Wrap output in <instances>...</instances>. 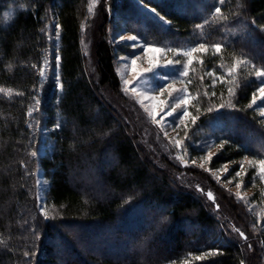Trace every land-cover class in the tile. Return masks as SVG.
I'll return each mask as SVG.
<instances>
[{
	"label": "trees",
	"instance_id": "trees-1",
	"mask_svg": "<svg viewBox=\"0 0 264 264\" xmlns=\"http://www.w3.org/2000/svg\"><path fill=\"white\" fill-rule=\"evenodd\" d=\"M138 1L154 8L168 26L133 0H108L92 74L82 46L89 0H0V88L5 90L0 92V264H257L264 259V227L256 211L201 174L240 225L244 241L179 181L165 157L137 141L124 110L103 94L122 99L114 48L105 33L116 16L148 44L222 45L203 64L218 75L237 58L264 71V0ZM52 14L61 30L62 93L41 95L40 72L50 48L45 26ZM240 74L232 99L227 83L213 90L210 83L204 89L195 81L192 89L205 90L201 96L216 93L209 102L201 97L199 116H207L203 130L222 145L210 169L230 165L231 175L246 157L264 159V125L250 107L259 81ZM225 99L231 104L221 107ZM38 100L41 123L51 128L53 140L41 157L42 134L29 122ZM38 168L50 184L47 215L38 203ZM253 172L247 170L245 182L254 190L251 203L261 206L264 191ZM195 173L200 175L192 169Z\"/></svg>",
	"mask_w": 264,
	"mask_h": 264
},
{
	"label": "rangeland",
	"instance_id": "rangeland-1",
	"mask_svg": "<svg viewBox=\"0 0 264 264\" xmlns=\"http://www.w3.org/2000/svg\"><path fill=\"white\" fill-rule=\"evenodd\" d=\"M107 1L95 0L93 4V0H89V19L83 24L82 28L83 53L92 74L96 71L94 47L99 39L98 27L101 25V13ZM133 1L145 10V7L141 6L144 4H141L138 0ZM90 6L92 7L91 12H89ZM151 14L168 26L169 22L165 18L161 20L155 14ZM45 30L49 36L50 48L40 72V94L45 95V92L60 94L62 93L60 70L61 30L56 15L52 14L49 17ZM105 33L114 48V66L121 82L120 96L122 99L106 90L103 94L105 99L114 107L124 110L128 121L133 127L132 129L138 137L137 141L149 151L154 152L158 158L165 157L169 161V165L171 164L170 166L173 165L175 168V176L178 177L179 181L186 188L195 190L204 199L205 203L209 204L212 213L221 223L228 225L230 230L239 231L241 235V231L236 228L240 225L234 221L232 215L225 209L224 203L220 201L221 199L215 194L212 186L210 187L209 182L201 178V174L212 179L222 192L226 191L232 197L237 198L243 208L248 211H256L260 226L264 227V203L261 206L251 203L250 196H252L254 190L249 189L247 182H245L247 181V170L254 171L253 178L261 179V190L264 191V172L260 171V161L263 158L246 157L241 160L239 175H231L232 166L230 165L210 169V161L222 146L210 133V135L205 133L201 125L208 118L199 115L203 113L201 97H206V101L209 102L213 97H216V93L211 91V93L206 92V96H201L205 90L201 88V92L192 90L195 81L201 82V87H204V89L210 83L213 90L216 86L227 83L229 86L231 85L233 96L238 87V81L234 79L235 75L241 73L240 75L244 76L247 72L255 77L257 71L263 70L246 59L237 58L233 62L232 68H226L223 75H218L215 68L210 70L208 66L203 65L206 63L205 58L207 56L213 52L217 53L214 47L205 45L207 51H192L197 49L200 44L186 40H173L166 44H148L137 33L127 31L124 22L118 16L113 19L111 24L105 26ZM121 36L123 39H120ZM133 36L137 37V40H131L130 37ZM154 49H160L161 51H155ZM189 52H191V55H186ZM132 61H135V63ZM169 61L172 63H169ZM177 61H180V63H177ZM182 68L187 73L186 75L180 74ZM164 77H167V79H164ZM256 78L259 81V86L252 98L253 101L250 107L260 118V123L264 125V95L259 92V87L264 82V76H256ZM125 81H127V84H125ZM182 94L188 102L180 103L173 109V102ZM232 96L230 94L229 98ZM221 97L223 99L222 95ZM222 104L224 107H228L231 101L225 99ZM36 105L31 108L29 122L31 127L39 129L42 134L41 144L38 147V156L41 157L46 156L51 151L53 140L49 136L51 128L42 124L43 122L41 123L44 119L40 110L41 101H36ZM221 109L219 108L217 111ZM169 110H172V114L166 115ZM185 110L190 115L183 118L177 125L175 118ZM193 118H195V122H193ZM198 134H200L198 138L193 137ZM192 169L200 175L197 173L192 175ZM37 184L39 207L41 212L47 215L49 211L47 193L50 184L44 177L41 168L37 169ZM241 236L244 241L248 239L245 234ZM257 264H264V259L261 258Z\"/></svg>",
	"mask_w": 264,
	"mask_h": 264
},
{
	"label": "snow or ice",
	"instance_id": "snow-or-ice-1",
	"mask_svg": "<svg viewBox=\"0 0 264 264\" xmlns=\"http://www.w3.org/2000/svg\"><path fill=\"white\" fill-rule=\"evenodd\" d=\"M219 3H223V0H218ZM95 3V0H93V4ZM142 7H145V10L146 11H150L151 13L155 14L158 18H160L161 20H163V17H160L159 16V13H157L155 11L154 8H148L147 6H144V5H141ZM92 11V7L90 6L89 8V12ZM215 12L216 13H220L221 12V9L219 7L215 8ZM197 27H200L199 25ZM120 39H123V37L121 36ZM131 40H137V37L133 36V37H130ZM137 43H139L137 41ZM212 47H214L215 51L216 52H220L221 49H222V45L220 44H216V45H213ZM155 51H161L160 49H154ZM196 50H204V51H207V48L205 47L204 44H200L199 47L197 49H193L192 51H196ZM186 55H191V52L189 53H186ZM133 63H135V61H132ZM169 63H172L171 61H169ZM177 63H180V61H177ZM180 74L181 75H186L187 73L185 72V70L182 68L180 70ZM256 76L257 77H260V76H264V71H257L256 72ZM164 79H167V77H164ZM125 84H127V81H125ZM5 91L4 89L0 88V92H3ZM11 92V90H9V93ZM259 92L264 95V82H262L261 86L259 87ZM229 93L231 94L232 93V90L229 89ZM214 94V93H213ZM188 101L185 100L184 98V95L182 94L181 96H178L176 98V100L173 102V109L174 107L178 106L180 103H187ZM224 105L222 104L221 107H223ZM172 114V110H169L166 115H171ZM190 115L189 112H187L186 110L181 112L180 114L177 115V117L175 118L176 122H177V125H179V123L183 120V118H185L186 116ZM193 122H195V118H193ZM58 126V125H57ZM177 143H179V141H177ZM222 146V145H221ZM33 155H36V153H33ZM260 171L261 172H264V159H261L260 161ZM240 173L237 172L236 175H239ZM209 195H211V193H209ZM242 199V197H241ZM241 235H243V233H241Z\"/></svg>",
	"mask_w": 264,
	"mask_h": 264
},
{
	"label": "clouds",
	"instance_id": "clouds-1",
	"mask_svg": "<svg viewBox=\"0 0 264 264\" xmlns=\"http://www.w3.org/2000/svg\"><path fill=\"white\" fill-rule=\"evenodd\" d=\"M7 15H8V14H7V13H5V16H6V18H7Z\"/></svg>",
	"mask_w": 264,
	"mask_h": 264
}]
</instances>
